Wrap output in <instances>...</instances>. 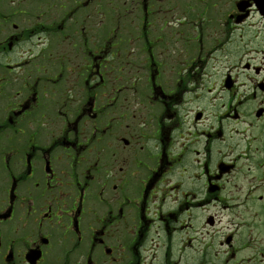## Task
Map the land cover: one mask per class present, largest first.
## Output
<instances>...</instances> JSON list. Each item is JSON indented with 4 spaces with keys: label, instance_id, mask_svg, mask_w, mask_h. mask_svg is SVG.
<instances>
[{
    "label": "flooded vegetation",
    "instance_id": "obj_1",
    "mask_svg": "<svg viewBox=\"0 0 264 264\" xmlns=\"http://www.w3.org/2000/svg\"><path fill=\"white\" fill-rule=\"evenodd\" d=\"M0 264H264V0H0Z\"/></svg>",
    "mask_w": 264,
    "mask_h": 264
}]
</instances>
